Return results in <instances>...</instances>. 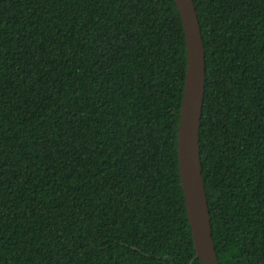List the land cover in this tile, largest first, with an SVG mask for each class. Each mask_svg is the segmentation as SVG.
I'll use <instances>...</instances> for the list:
<instances>
[{
  "label": "trees",
  "instance_id": "16d2710c",
  "mask_svg": "<svg viewBox=\"0 0 264 264\" xmlns=\"http://www.w3.org/2000/svg\"><path fill=\"white\" fill-rule=\"evenodd\" d=\"M219 264H264V0H194ZM174 0H0V264H201L179 173Z\"/></svg>",
  "mask_w": 264,
  "mask_h": 264
},
{
  "label": "water",
  "instance_id": "95a60500",
  "mask_svg": "<svg viewBox=\"0 0 264 264\" xmlns=\"http://www.w3.org/2000/svg\"><path fill=\"white\" fill-rule=\"evenodd\" d=\"M184 27L187 68L178 129L181 185L196 256L219 264L200 154V129L206 88V49L194 0H174Z\"/></svg>",
  "mask_w": 264,
  "mask_h": 264
}]
</instances>
